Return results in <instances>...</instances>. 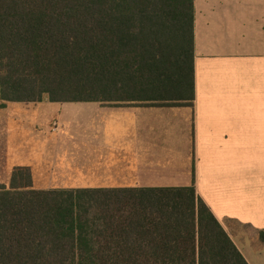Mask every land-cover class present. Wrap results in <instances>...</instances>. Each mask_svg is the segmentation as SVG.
Returning <instances> with one entry per match:
<instances>
[{
  "label": "trees",
  "instance_id": "16d2710c",
  "mask_svg": "<svg viewBox=\"0 0 264 264\" xmlns=\"http://www.w3.org/2000/svg\"><path fill=\"white\" fill-rule=\"evenodd\" d=\"M193 19V0H0V101L192 106ZM0 264L249 263L193 184L35 189L20 166Z\"/></svg>",
  "mask_w": 264,
  "mask_h": 264
},
{
  "label": "crops",
  "instance_id": "0c3cea01",
  "mask_svg": "<svg viewBox=\"0 0 264 264\" xmlns=\"http://www.w3.org/2000/svg\"><path fill=\"white\" fill-rule=\"evenodd\" d=\"M190 105L0 101V184L194 185L249 264H264V0H193Z\"/></svg>",
  "mask_w": 264,
  "mask_h": 264
},
{
  "label": "rangeland",
  "instance_id": "374dc122",
  "mask_svg": "<svg viewBox=\"0 0 264 264\" xmlns=\"http://www.w3.org/2000/svg\"><path fill=\"white\" fill-rule=\"evenodd\" d=\"M46 97V96H45Z\"/></svg>",
  "mask_w": 264,
  "mask_h": 264
}]
</instances>
